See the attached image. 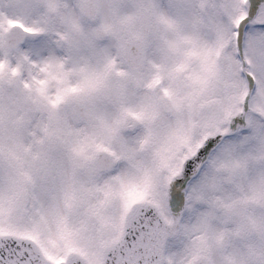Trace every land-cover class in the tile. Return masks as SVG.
<instances>
[{
	"label": "snow or ice",
	"instance_id": "1",
	"mask_svg": "<svg viewBox=\"0 0 264 264\" xmlns=\"http://www.w3.org/2000/svg\"><path fill=\"white\" fill-rule=\"evenodd\" d=\"M0 264H264V0H0Z\"/></svg>",
	"mask_w": 264,
	"mask_h": 264
}]
</instances>
